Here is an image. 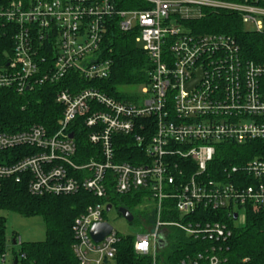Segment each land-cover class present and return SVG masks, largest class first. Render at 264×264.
I'll return each mask as SVG.
<instances>
[{"label": "built area", "instance_id": "obj_1", "mask_svg": "<svg viewBox=\"0 0 264 264\" xmlns=\"http://www.w3.org/2000/svg\"><path fill=\"white\" fill-rule=\"evenodd\" d=\"M135 1L128 0L134 6L127 8L118 7L119 0L0 3V32H12L13 40L12 54L0 64V87L21 93L71 72L85 80L107 77L111 61L102 56L101 44L115 22L120 31L134 33L150 62L148 82L130 93L132 100L115 99L98 87L60 88L55 100L62 110L54 129L35 124L1 132L0 151L7 152L0 155V189L13 178L34 195L92 194L97 201L72 224L79 264L114 258L122 234L104 214L122 195L140 198L134 207L140 222L133 223L130 211L127 221L139 231L128 232L134 251L150 256L151 264H226L232 227L200 210L224 208L238 225L246 206H264V159L224 166L221 178L205 172L220 143L264 139V64L246 59L231 35L193 32L182 21L201 17L203 9L227 10L264 33V0ZM198 70L200 79L187 89ZM78 137L91 149L78 150ZM125 147L135 162L118 160ZM76 155L87 159L77 161ZM173 209L177 220L170 216ZM99 222L111 230L95 241L89 231ZM171 227L190 239L193 253L164 255ZM0 264H6V254Z\"/></svg>", "mask_w": 264, "mask_h": 264}, {"label": "trees", "instance_id": "obj_2", "mask_svg": "<svg viewBox=\"0 0 264 264\" xmlns=\"http://www.w3.org/2000/svg\"><path fill=\"white\" fill-rule=\"evenodd\" d=\"M8 1L0 0V3ZM127 1L119 0L118 7H133L131 4L137 2L130 0L131 4H127ZM202 12L201 17L182 21L185 27L198 33L231 35L246 59L264 64V33L248 29L242 24L237 13L210 9H203ZM7 29L12 30L11 27ZM12 46V32H0V64H6L8 56L12 54ZM101 53L111 61L107 77L85 80L71 72L57 83L37 84L21 93L13 87H0V133L20 131L35 124L54 129L62 110L55 100L56 92L60 88L68 87L69 91L76 92L78 88L75 87L92 86L98 87L103 93L115 99L132 100L125 87L146 84L150 68L144 50L134 40V33L122 32L116 22L113 23L101 44ZM121 140L126 141L124 138L120 139V142ZM76 141L78 150L91 149L90 143L85 139L78 137ZM120 149L119 161L135 162L128 153L130 147ZM3 152L7 151H0V155ZM75 158L77 161H84L87 156L76 155ZM254 158L264 159V139H255L244 144L222 142L216 147L215 156L208 164L205 176L210 179L221 178L224 166L239 165ZM238 174L240 173L232 175ZM244 181L251 182L250 178ZM96 201L92 194L84 190L67 195H34L28 191L24 181L16 182L13 178L3 180L0 189V211H14L27 217L40 216L46 226V237L43 241L32 243L21 241L17 250L13 247L17 244H13L16 237L13 235L11 264L14 257L17 260L16 264H79L72 251V244L75 241L72 224L76 216ZM139 201V196L122 195L116 196L113 203L124 206L134 215L136 212L134 207ZM164 204L172 206L173 200H166ZM200 212L213 214V220H226L231 225L232 235L226 242V264H264V206H246L244 220L238 225H233L232 218L224 208L205 209ZM170 216L172 219H178V213L174 209L171 210ZM168 238L170 246L164 252L168 258L186 252L193 253V250L187 247L191 245L190 239L179 229L171 227ZM6 246L5 218L0 214V256L5 254ZM117 247L114 258L108 264H151L150 256L139 255L134 251L132 234L121 236Z\"/></svg>", "mask_w": 264, "mask_h": 264}, {"label": "rangeland", "instance_id": "obj_3", "mask_svg": "<svg viewBox=\"0 0 264 264\" xmlns=\"http://www.w3.org/2000/svg\"><path fill=\"white\" fill-rule=\"evenodd\" d=\"M248 26V25H246ZM140 86L125 87V90L129 93H138ZM118 204H114L112 209L104 214L105 219L111 224V226L118 231L122 236L129 234V223L121 216L117 211ZM240 213V211H239ZM0 214L5 218V236L7 240L6 246V264H11L12 255V243L13 235L20 237L22 242L32 243L41 242L46 237V226L43 219L40 216H22L17 212L9 210H1ZM138 210L134 213L133 223L137 224ZM238 223V222H237ZM17 250L18 244L13 245Z\"/></svg>", "mask_w": 264, "mask_h": 264}, {"label": "water", "instance_id": "obj_4", "mask_svg": "<svg viewBox=\"0 0 264 264\" xmlns=\"http://www.w3.org/2000/svg\"><path fill=\"white\" fill-rule=\"evenodd\" d=\"M201 77V70H198V72H196V77L194 79H192L191 81H189L186 84V88L187 89H191L194 84L200 79ZM72 136V134H70V137ZM110 209V205L108 204L106 206V210L108 211ZM117 211L121 214V216L128 222H130L133 218L132 214L129 212V210H127L126 208L123 207H119L117 209ZM234 218H236V214H234ZM111 230V226L106 223V222H99V223H94L92 225V227L90 228V235L91 237L95 240V241H99L101 240L104 236H106ZM129 231L131 233H137L139 231V228H132L129 227ZM15 243V241H13V244ZM160 246L164 245V241L160 240L159 241ZM16 257H14L13 260V264H16Z\"/></svg>", "mask_w": 264, "mask_h": 264}]
</instances>
